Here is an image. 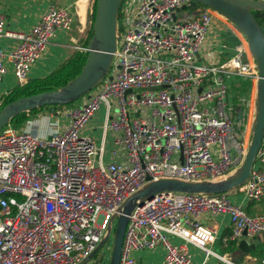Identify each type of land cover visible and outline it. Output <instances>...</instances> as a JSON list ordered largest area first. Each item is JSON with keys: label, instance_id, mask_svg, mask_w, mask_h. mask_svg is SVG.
<instances>
[{"label": "built area", "instance_id": "obj_1", "mask_svg": "<svg viewBox=\"0 0 264 264\" xmlns=\"http://www.w3.org/2000/svg\"><path fill=\"white\" fill-rule=\"evenodd\" d=\"M95 1L86 0L85 7L91 10ZM191 1L120 0L116 67L110 66L82 102L61 111L67 127L57 122L47 136L10 124L0 130V264H78L109 238L123 202L148 182L220 181L241 165L249 112L236 122L226 78L257 76L256 63L247 38L224 62L200 63L215 10ZM183 5L197 12L178 18L184 9H176ZM5 20L0 12V39L10 37L14 45L8 54L0 45V82L7 57L23 86L49 41L75 25V7L50 4L26 30L6 29ZM6 94L0 93V108ZM101 106L97 143L83 129ZM231 193L264 200V134L242 184L220 193L161 192L136 204L118 264H137L136 251L158 245L165 249L164 264H194L188 243L220 263L239 264L208 247L216 231L198 221L204 213L227 215L234 241L264 233V212L247 213L230 200ZM170 236L182 242L172 243ZM248 260L264 264V257Z\"/></svg>", "mask_w": 264, "mask_h": 264}, {"label": "water", "instance_id": "obj_2", "mask_svg": "<svg viewBox=\"0 0 264 264\" xmlns=\"http://www.w3.org/2000/svg\"><path fill=\"white\" fill-rule=\"evenodd\" d=\"M202 3L234 22L245 34L249 50L254 57L258 72L256 109L250 142L241 165L236 171L220 181L189 182L181 179L163 178L150 181L136 193L128 197L116 215L113 244L108 264H118L124 231L128 215L136 204L142 205L145 200L151 199L161 192L177 191L189 193H220L231 190L234 186L242 184L247 178L256 152L264 134V35L252 13L254 10L264 12L263 0H192ZM120 0H96L93 22V36L87 46V57L80 72L68 83L54 90H45L35 94L19 97L0 110V130L9 124L15 115L35 108L52 104H67L88 94L108 72L113 54L116 49L117 11ZM186 5L176 9L180 11ZM175 18V15H173ZM129 92V90L127 91ZM50 136H48L49 138ZM148 180L150 177L147 178ZM246 235V231L243 232ZM103 239L95 251L78 264H86L92 259L93 254L104 244ZM264 241V233L253 236L250 242L244 237L239 241L238 247L249 252Z\"/></svg>", "mask_w": 264, "mask_h": 264}, {"label": "crops", "instance_id": "obj_3", "mask_svg": "<svg viewBox=\"0 0 264 264\" xmlns=\"http://www.w3.org/2000/svg\"><path fill=\"white\" fill-rule=\"evenodd\" d=\"M26 1L28 0H0V12L6 18L5 20L6 29H11V30L28 29L32 24L37 22L40 15L45 11V9L51 3L50 2L51 0H41V2L44 3L42 4L40 11H38L37 13H33V15L31 16L30 13L28 15H24L23 9L21 10L20 8L21 5H23ZM61 1H63L64 3V5L61 6L72 5L73 7H75L73 0L70 1L61 0ZM88 8L89 5H87V8L84 6V17L81 25L76 19L75 25L77 24L79 28L80 26L81 27L83 26L84 29V23L87 20H89L90 22V11L87 12ZM30 16H31V22L27 23L25 19ZM233 31L235 30L230 20H227V18H224L217 13H213V21L209 29V32L207 34V38L198 53V61L206 65H211V64L218 65L224 62L228 57H230L232 53H234V51L232 48H228L227 45H225L224 37L228 35L226 39L227 41H230L232 37L231 35H229V33ZM84 39H82L81 41H83ZM0 41H1L0 45L2 46L5 54H8V52L11 50V48L14 45V40L10 37L3 36L1 37ZM81 47H84L82 45V42L75 44L73 39L70 38L68 32H64V31L57 32L55 36L49 41L46 50L31 67L28 80L40 78L48 75L57 67L59 63H61L63 60L71 56V54H73L76 50L81 51L80 49ZM4 63L7 67V72L4 75L2 81L0 82V93H4V92L8 93L12 88L16 86H20L16 82L13 76L12 64L7 57L4 58ZM235 78L236 77L233 76H227L226 79L229 88L231 82ZM83 100L84 99H80L77 102H82ZM68 106L57 108L55 112H51V111L48 112V109H45L34 118H31L27 122L26 127L29 126L30 122L34 120L37 121L38 119L44 117L52 121L48 126V130L46 127L43 129L44 134H49V130L52 129L51 126H53V124H56L57 122L58 124L60 123L59 126L60 129H65L68 125V120L61 115V111L66 109ZM102 120H103V114L100 116L98 113H95L89 120L86 127L83 129V133L85 135L91 136L93 139H95L97 143L100 142V137L102 135ZM39 128L40 125L36 128V130L34 126L28 129L38 133V130H40ZM107 135L108 136L105 145H106V149L109 150L111 149L110 147L112 146V136H111L112 134L108 133ZM106 154H107L106 157L109 160L110 155L108 152ZM229 198L232 202L241 204L250 214L264 212V200L250 201L247 198H245L243 195L235 194V193H231L229 195ZM198 221L201 224L213 226V228L215 229L216 231L215 240L212 243H210L208 246L214 253L221 255L225 254L230 258L231 261L239 264H249L248 256H254L258 259L264 257V254L262 255L258 253L256 254L252 253V251L254 250H251L249 252L242 251L238 247L240 240L234 241L230 239L231 225L227 215H211L208 213H204L200 216V219H198ZM169 240L175 244L182 242L180 238L174 236H170ZM187 247L192 255V260L194 264H225L223 262L220 263V261L217 259V257L214 254L208 255L205 253L204 250L193 244L188 243ZM239 250L242 252V256L238 254L237 251ZM255 250H260L258 248V245L256 246ZM134 255L137 259V264H164L165 249L161 245H158L157 247L151 250L136 251ZM234 255H236L237 259H239L241 262L234 261L232 259ZM256 263L260 264L258 261Z\"/></svg>", "mask_w": 264, "mask_h": 264}, {"label": "rangeland", "instance_id": "obj_4", "mask_svg": "<svg viewBox=\"0 0 264 264\" xmlns=\"http://www.w3.org/2000/svg\"><path fill=\"white\" fill-rule=\"evenodd\" d=\"M85 1L86 0H73L74 5H75V17H76V19L80 25L83 22ZM50 2H51L50 4H55L57 6L64 5L63 1H61V0H51ZM43 3L44 2H41V0H28L23 5H21L20 8H21V10L23 9L24 15H28L30 13L32 16L33 13H37L38 11H40V8L42 7ZM92 10H93V6H92L91 10L88 8L87 12L90 11V15H91ZM190 12H191V10L184 9L183 11H181L177 14V17L182 18L185 15H189ZM196 12L197 11L195 10V11L191 12V14H195ZM215 13H217V12H215ZM217 14L220 15V13H217ZM31 16L25 19V21L27 23L31 22ZM224 18H226V17H224ZM231 23L233 24L235 31L229 33V35H231V37H232V39L230 41H227V39H226L228 35L224 37V43H225V45H227L228 48H232L233 51H235L237 45H239V42H241V41L245 42V38H244V35L242 34L241 30L238 28V26L233 22H231ZM90 25H91V20H90V22H89V20H87L84 23V29H83V26L82 27L80 26V28H79L78 25L76 24L68 32L70 38L73 39L75 44L81 43L82 39H84L85 37L87 38ZM261 27L264 31V22L261 23ZM0 43H1V41H0ZM248 52H249V49H248ZM248 54H249V58L252 59L250 52ZM111 66H112L111 70H113L116 67L115 63H112ZM257 75H258V72H257ZM235 77L236 78L233 79V81L230 84L228 101H229V104H231V109L233 110V114L236 117V122L242 121L243 118L247 119L248 112H249L250 121H248L249 122L248 124H249L250 129H252V127H253L252 117L254 119L255 109H256L257 78H258V76H254L253 74H248V73H245V74L241 73V74L236 75ZM80 99H82V98H79L76 101H79ZM1 109H2V107L0 108V110ZM55 110L56 109L49 108L48 112H50V111L55 112ZM103 112H104V106H101L100 110H98L96 113H98L101 116L103 114ZM238 116L239 117L241 116V118H239ZM51 122L52 121H50V119H46L43 117L41 119H38L37 121L34 120V121L30 122L29 126L27 128L34 126V128L36 130V128L40 125V128H39L40 130L37 129L38 134L41 136H47L48 134H44L43 129L46 127L48 130V126L50 125ZM246 124H247V121H246ZM245 128H246V126H245ZM237 130H238V128H237ZM51 131H52V129L49 130V133ZM115 224H116V221L114 222V227H115ZM113 237H114V229L112 230L109 238H107L105 240L103 246L101 247L100 254L103 255V261L100 264H108V260L110 258L111 248H112V244H113ZM246 238H247V241L250 242V238L249 237H246ZM258 248L262 249V250L264 249V241L258 244ZM237 252L240 256H242V252L240 250ZM232 259L236 262H241L239 259H237L236 255H234L232 257ZM86 264H93V261L91 260Z\"/></svg>", "mask_w": 264, "mask_h": 264}, {"label": "trees", "instance_id": "obj_5", "mask_svg": "<svg viewBox=\"0 0 264 264\" xmlns=\"http://www.w3.org/2000/svg\"><path fill=\"white\" fill-rule=\"evenodd\" d=\"M70 1V0H69ZM186 9L191 10V12L195 11V7L188 5ZM262 34L264 35V31L261 27V23L264 22V12L260 10L252 11ZM95 15V3L93 4V10L90 15L91 25L88 31V36L86 39L82 41V45L87 47L92 36H93V22ZM87 57L86 50H76L71 56L63 60L61 63L57 65V67L50 72L48 75L40 78L29 79L26 84L23 86H16L12 88L5 96H4V105L19 98L22 96H27L31 94H35L45 90H54L62 87L70 80H72L81 70L85 60ZM82 98V96L80 97ZM78 100V99H77ZM76 101V100H75ZM75 101L69 102L67 104H52L48 106H43L40 108H35L27 112H22L15 115L10 119L9 124L12 125L15 129L21 130L26 127L27 122L37 116L40 112L45 109L53 108H61L64 106L72 105ZM77 102V101H76ZM3 105V106H4ZM233 111V110H232ZM239 117V116H238ZM241 118V116L239 117ZM248 213V211L245 209ZM101 248L96 251L92 256L93 264H100L103 261V255L100 254ZM252 253L264 254L262 249L254 250Z\"/></svg>", "mask_w": 264, "mask_h": 264}, {"label": "bare ground", "instance_id": "obj_6", "mask_svg": "<svg viewBox=\"0 0 264 264\" xmlns=\"http://www.w3.org/2000/svg\"><path fill=\"white\" fill-rule=\"evenodd\" d=\"M215 12H217V11H215ZM217 13H219V12H217ZM221 15V14H220ZM221 16H223V15H221ZM223 17H225V16H223ZM234 23V22H233ZM239 28V27H238ZM240 29V28H239ZM241 30V29H240ZM241 32H242V30H241ZM242 34L244 35V38H246V36H245V34L242 32ZM248 43V42H247ZM248 45V44H247ZM255 117V116H254ZM248 121H250V115H249V119H248ZM253 122H254V119H253V117H252V125H253ZM249 122H247V126H246V145L248 146V144H249V142H250V138H251V133H252V129H250V127H249V124H248ZM253 128V127H252Z\"/></svg>", "mask_w": 264, "mask_h": 264}]
</instances>
